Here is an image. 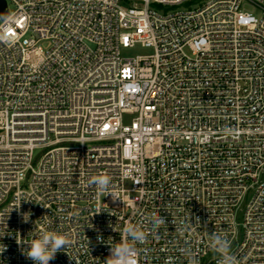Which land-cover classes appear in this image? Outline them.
<instances>
[{
    "label": "built area",
    "instance_id": "1",
    "mask_svg": "<svg viewBox=\"0 0 264 264\" xmlns=\"http://www.w3.org/2000/svg\"><path fill=\"white\" fill-rule=\"evenodd\" d=\"M4 1L0 264L43 229L50 264H106L129 223L136 264H217L215 235L264 264V0Z\"/></svg>",
    "mask_w": 264,
    "mask_h": 264
},
{
    "label": "clouds",
    "instance_id": "2",
    "mask_svg": "<svg viewBox=\"0 0 264 264\" xmlns=\"http://www.w3.org/2000/svg\"><path fill=\"white\" fill-rule=\"evenodd\" d=\"M112 177L107 173L92 175L88 184L94 186L97 193L113 194L109 191L111 187ZM29 215L24 216L25 222L28 221ZM152 230L159 229L160 226L166 223L164 218L158 217L155 213L151 216ZM125 238L118 244L110 245V255L105 260L106 264H136V256L138 249L137 244H143L147 235L144 230L138 225L129 223L124 228ZM101 242L103 238H99ZM18 243V242H17ZM21 244V243H18ZM70 244L69 237L66 233L56 230H41L37 237H34L29 243L27 250H24V255L30 259L33 264H50L55 259L56 254L65 251ZM211 248L217 254V264H236V258L229 254L228 241L219 235L213 236ZM6 246L0 250L3 253ZM189 264H196L194 259L189 260Z\"/></svg>",
    "mask_w": 264,
    "mask_h": 264
},
{
    "label": "rangeland",
    "instance_id": "3",
    "mask_svg": "<svg viewBox=\"0 0 264 264\" xmlns=\"http://www.w3.org/2000/svg\"><path fill=\"white\" fill-rule=\"evenodd\" d=\"M201 4V0H195L190 3L182 5L178 9H188V8H194L198 7ZM248 11H251L250 7H246ZM256 16H258V13H255ZM152 53V50L146 47H142L139 45H135L129 48H122L121 49V57L124 59H130V58H135L138 56H148ZM124 121L129 123V117L125 116ZM126 123V124H127Z\"/></svg>",
    "mask_w": 264,
    "mask_h": 264
},
{
    "label": "water",
    "instance_id": "4",
    "mask_svg": "<svg viewBox=\"0 0 264 264\" xmlns=\"http://www.w3.org/2000/svg\"><path fill=\"white\" fill-rule=\"evenodd\" d=\"M8 16V12L6 10V3L4 0H0V19L4 20Z\"/></svg>",
    "mask_w": 264,
    "mask_h": 264
}]
</instances>
